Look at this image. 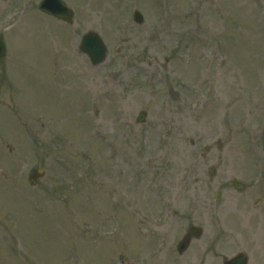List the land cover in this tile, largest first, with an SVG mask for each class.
I'll list each match as a JSON object with an SVG mask.
<instances>
[{"label": "rangeland", "instance_id": "1", "mask_svg": "<svg viewBox=\"0 0 264 264\" xmlns=\"http://www.w3.org/2000/svg\"><path fill=\"white\" fill-rule=\"evenodd\" d=\"M40 1L0 0V264H264V0Z\"/></svg>", "mask_w": 264, "mask_h": 264}, {"label": "water", "instance_id": "2", "mask_svg": "<svg viewBox=\"0 0 264 264\" xmlns=\"http://www.w3.org/2000/svg\"><path fill=\"white\" fill-rule=\"evenodd\" d=\"M39 8L43 12L49 15H53L62 20H69L73 17V11L69 7H67V5L63 2V0H43ZM136 20L138 22L143 21V17L139 12L136 13ZM80 49L81 51L88 54V56L91 59V62L94 65L101 64L106 58L107 47L104 44L102 38L94 32H90L83 37L81 45H80ZM4 55H5V46L3 42L0 41V57ZM145 118H146V114L142 113L139 117V122H144ZM210 173L214 175V169H211ZM233 183H234V186L240 191H244L246 188L245 185H243L242 183L238 181H234ZM220 196H221V193L216 194L217 199H219ZM192 233L195 235H199L200 230L194 229ZM187 240L188 238H186L181 243V247L184 244H187ZM226 264H246V258L241 255V256H238L232 259Z\"/></svg>", "mask_w": 264, "mask_h": 264}, {"label": "flooded vegetation", "instance_id": "3", "mask_svg": "<svg viewBox=\"0 0 264 264\" xmlns=\"http://www.w3.org/2000/svg\"><path fill=\"white\" fill-rule=\"evenodd\" d=\"M193 239H191L188 242V245L186 246V248L183 250L182 253H179V259L184 260L185 259V255L190 251V249L192 248V243H193ZM180 264V263H179ZM188 264V263H187ZM194 264V263H193ZM199 264V263H198ZM202 264V263H200Z\"/></svg>", "mask_w": 264, "mask_h": 264}]
</instances>
